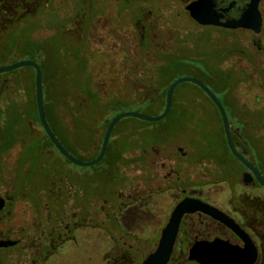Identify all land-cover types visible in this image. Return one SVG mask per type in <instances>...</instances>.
<instances>
[{
  "label": "rangeland",
  "instance_id": "obj_1",
  "mask_svg": "<svg viewBox=\"0 0 264 264\" xmlns=\"http://www.w3.org/2000/svg\"><path fill=\"white\" fill-rule=\"evenodd\" d=\"M3 1L0 5V36L11 28L13 21L18 19L16 18L19 15L15 11L16 7L20 8L22 14L48 10L46 3H39L40 0ZM80 1L87 3L86 0H54L52 2L60 24L61 22L68 24L73 21V14L68 13L73 11V6H76V11H87L86 6ZM112 1L114 0L100 3L99 6H103L102 13H99L101 16L94 15V20L90 25L83 23V27L77 33L79 37L64 38V36L72 35L71 29L76 31L74 25H68V35H66L63 26L58 27L57 30V26L52 22L49 23V19H45V14L40 15L38 25L32 33L33 39L47 43L55 37L54 34L57 30L54 42H51L52 53L49 54L44 50L38 55L31 48L34 54H31L30 49H26L18 52L19 56L22 59L37 61H40L41 58L43 60L51 58L56 66H65L69 71L71 70L70 73L73 75L78 76V73L81 72L90 79V90L93 93L97 91V95L100 97L98 107L102 104L105 105L108 97L120 95V100H122L120 109L125 112L136 111L156 116L159 113L156 108L140 104L144 98L152 94L149 82H147L149 77L146 76L153 75L156 71L150 72L151 69L164 64V59H159L157 55L163 57L165 53H183L184 42L189 45L185 50L186 53H192L193 48V54L204 53L202 43L201 48L198 45L197 36L195 37L196 29L192 25V21L187 16L178 17V13L182 9L184 10L189 0H143L141 2V5L150 6L149 8L154 11L153 20L155 18V22L151 25L152 40L143 52L136 49L138 41L133 34L134 28L131 22L134 15L131 13L120 15L121 24H118L117 13H113V9H111V5H115ZM261 9L264 11V2ZM5 11L7 13H4ZM77 16L80 19L84 17L78 12ZM86 28H88V34L85 41H82L84 37L82 32L86 31ZM206 33L210 34L211 31L207 30ZM252 37L253 35L248 32H240L237 35L238 40L245 43ZM259 37L264 38V33ZM5 38L0 37L1 46L8 43ZM27 41H31V39L25 37L23 42ZM62 42H68L65 51L60 49ZM138 53L146 55L145 58L149 57L154 60L144 62L136 67L138 63L128 59L134 58L132 55ZM80 55L83 57L79 58ZM65 58L69 59L70 64L64 61ZM83 58H85L83 60L86 62L85 66L79 64ZM14 59L12 56L2 58L0 67L11 64ZM186 59L184 58L182 62L188 64L192 70L201 68L214 72L217 68L215 60L195 61L190 55ZM223 66L227 67V63ZM26 71L30 73L31 69L26 68ZM59 72L63 71L59 70ZM173 72L174 75L169 80L194 75L193 72L186 69ZM5 75L3 74V77ZM68 82L66 79L67 86L70 85ZM190 84L184 83L178 86L180 94H188L193 87ZM69 88L71 92H78L84 87L71 84ZM198 100L204 101L201 96ZM14 101L23 107L28 104V96L23 84L17 90L12 89L11 92L5 93L0 99V104L6 111L10 103ZM191 105H194V96L189 97L188 106ZM210 112L200 121L207 129L209 127V134L205 139L212 144L214 150L226 156L229 172L238 175L242 165L226 149L221 138L217 113ZM65 120L68 125L72 126L70 116L65 117ZM160 125L133 118L122 120L120 136H117L116 139H119V149L121 148L123 152L127 153L129 159L132 160L134 157V162L127 164L124 162L118 170L115 169L118 176L113 182L99 180L100 182H96L95 186H93V182L96 168L74 166L67 163L57 153L55 155L70 168L67 169V175L61 177L58 175V167L46 162L38 163L33 168L35 171L33 176H36L33 182L30 183L26 179L25 172L29 165L23 162V157L28 148L35 144V140L42 136L40 128L32 130L24 138V141L19 140L9 151L0 153V190L9 198V206L4 218L7 220V225L11 227V235L24 237L27 245H30L32 239H35L37 240L34 243L36 246L44 245L58 249L53 260L50 259L46 264H141L156 250L161 236L160 232L168 223L176 203L175 193L163 186L165 175L171 169H161L159 164L154 163L155 158L175 155L180 147L184 148V151H198L196 147L201 141V136L194 132L195 129L187 121L178 124L175 134L170 136L158 131L161 129ZM143 126L146 127V131H142ZM70 132H72L71 138L77 141L74 144L77 145L75 147L78 152L72 151L76 157L85 161L93 158L101 145L103 130L94 133L92 141L91 133L81 127L75 131L74 128H70ZM176 139L179 141L175 142ZM163 141L166 143L159 144ZM150 146H156L154 148L156 151L152 153L151 157H148L147 164L141 169L139 154L151 150ZM158 150H162V152L158 154ZM203 155L205 152H200L192 159L200 158ZM202 165L193 164L187 167L184 175L187 174L189 179L194 178L199 181L198 178H201L202 170H207L206 167H200ZM207 165L213 169V163ZM103 167L107 168L105 165ZM84 174H86L85 178H81L78 183L77 175ZM100 178L102 179V177ZM21 187L24 189L25 195H17ZM78 187L87 188V195ZM227 190V186L222 184L205 187L191 195L198 194L202 202L219 209V207L225 208L226 206ZM252 190H254V196L257 193L264 196L263 186ZM110 193L111 197H108ZM109 198L110 201H108ZM259 251L261 258L258 264H264V249H259ZM188 254L189 249L181 247L175 249L170 264H195L196 262L188 261ZM14 262L16 264L25 263L27 259L20 254Z\"/></svg>",
  "mask_w": 264,
  "mask_h": 264
},
{
  "label": "flooded vegetation",
  "instance_id": "obj_2",
  "mask_svg": "<svg viewBox=\"0 0 264 264\" xmlns=\"http://www.w3.org/2000/svg\"><path fill=\"white\" fill-rule=\"evenodd\" d=\"M2 1L3 0H0V5L2 4ZM142 1L143 0H114L112 2L115 5H111L113 13H117L119 20L118 24H121L120 15L125 13H131L134 15L131 18V22L134 28L133 34L138 41L136 48L138 51H140L139 49L142 43L147 48L152 40L151 25L155 22V18L153 20L154 11L149 8L150 6L141 5ZM195 1L197 0H189L184 7V10L182 9V11L178 13V17L182 15L187 16V18L192 21V25L196 29L195 37L197 36L199 47L201 48L203 45L204 53L193 54L194 48L192 53H186L185 50L188 49L187 47H189V45L184 42L183 53L173 52L168 53L167 55L165 54L163 57L157 55V57L159 59H166L167 61V57L184 61V58L186 59L188 55H190L195 61L215 60L217 68L229 75L227 102H221L227 112L232 139L237 145L238 150L244 154L246 159L257 167L261 176L264 178V38L259 37L264 33V11L261 9L264 0L261 1L259 5L262 15V29L259 34L255 33L253 30L245 28L229 29L224 26L202 25L198 23L191 17L190 12L187 10V6ZM41 2L44 3V0H40L39 3ZM80 2L86 6L87 11H76V6H73V11L68 12L72 13L74 16L72 17L73 21H70L68 25H74L76 29V31L71 29L70 32L72 35H69V38L77 36L80 28L83 27V23L90 25L91 21L94 20V15L96 17L101 16L99 13H102L103 6L99 5L102 2H107V0H86L87 3ZM216 2L217 9L223 6L220 3L223 2V0H216ZM225 2L227 4L222 8V10H224L222 13V22L238 18L243 13V8L246 6V0H225ZM19 9L17 7L15 8V11L19 14L16 17L18 18L17 20L20 19L19 16L22 14ZM77 12L84 17L80 19L79 16H77ZM4 13H7V11ZM64 30L66 35H68L69 28H65ZM207 30L211 31V33L207 34ZM240 32H248L252 34L253 37L247 43L241 42L237 38V35ZM64 37L67 38L66 36ZM132 56H134V58H129L128 60L138 63L136 64V67L144 64V62L154 60L149 57L145 58L146 55L141 53ZM204 57H206V59H204ZM226 63L227 67L223 66ZM192 72L194 75L186 77H193L200 80L199 78L202 74L201 68H194ZM191 89L192 90H190L188 94L183 93L180 94V96L182 99L194 96L196 101L193 106H188V102L186 101L181 103V108L190 111H187V116L183 119L176 120L175 124L178 125L187 121L192 125L195 129L194 132L201 136V141L196 147L198 151H184V148L180 147L177 149V154L164 157L157 156L154 162L159 164V167L163 170L168 168L171 169V171L165 175V184L163 185L175 193L176 203L171 211L169 220L175 207L186 198L201 200V197L198 196V194H195L194 196L191 194L197 193L205 187L219 186L223 184L226 185L228 189L225 196L227 203L225 208L219 207L220 211L232 218L236 224L251 237L258 251L259 249H264V196L259 193L254 196V190H252L261 185L256 179L254 186H248L245 183L244 176L246 173H250V171L235 157L234 158L242 165V168H240L241 172L238 175L229 172L227 169L229 164L227 163L226 156L223 153L220 154L214 150L212 144L205 139L207 134H209V127L208 129L205 128L203 131L198 128V126L201 125L199 119L204 115V112L201 109L204 108L215 111L219 120V126L221 125L220 123H222L223 127L221 114L214 103L213 106L210 102H206L205 100L201 102L198 100L200 96L203 97L198 89L194 87H191ZM176 141L179 140L176 139L175 142ZM155 147L156 146L151 147V150L142 153L146 154L147 162L148 157H151L152 153H155ZM161 152L162 150H158V154ZM200 152H205V155L197 159H192L193 156L200 154ZM139 157H141V154H139ZM208 163H213V169H210L207 165ZM193 164H197V166L206 164L200 166L206 167L207 170H202L201 178H198L199 181H196L194 178L189 179L187 174L186 176L184 175L186 168ZM155 173L157 175L156 171ZM0 196L6 200L5 207L0 212V241L15 242V245L0 247V264H16L14 260L20 254L27 259V262L20 264H46L50 259L53 260L58 249L44 245L36 246L34 245V243L37 242L35 239H32V243L27 245L24 237H15L11 235V227L7 225V220L4 218L8 210L9 198L2 194L1 190ZM160 233H162V231ZM216 239L229 242L242 249L245 247L244 241L226 224L204 213L187 214L182 220L175 249L180 247L182 249H191L197 241L212 242ZM260 258L261 252L259 251L258 260L255 264L259 263Z\"/></svg>",
  "mask_w": 264,
  "mask_h": 264
},
{
  "label": "trees",
  "instance_id": "obj_3",
  "mask_svg": "<svg viewBox=\"0 0 264 264\" xmlns=\"http://www.w3.org/2000/svg\"><path fill=\"white\" fill-rule=\"evenodd\" d=\"M44 1H45L44 3H46V6H48L47 11L45 10L42 12V10H39L34 13L27 12L26 14L25 13L20 14L19 16L20 19L13 21L11 28L7 31H4L1 34L0 37H2V39L3 37H6L5 39H7L8 43L2 46L0 43V60L2 58H8L12 56L15 58L12 63H15L20 60H33L40 65L43 73L44 103H45V110H46L48 122L52 130L56 134L57 138L61 141V143L69 150L70 153L75 155L72 151L74 150L78 152L75 147L77 145L74 144L77 141H74L75 139L71 138L70 134L72 132H70V128L71 129L74 128V131L79 129L80 127L83 128L84 130H88V132L91 133L90 135L92 141L94 133H96L98 130H103V137H104L107 126L112 121V119L118 114L125 112V110L120 109V102H122V100H120V95H114L108 97L105 105L102 104L100 105V107H98L100 97L99 95H97V91L96 93H93L90 90L89 88L90 79H88L81 72L78 73L79 74L78 76L73 75L72 73H70L71 70L69 71L67 68H65V66L63 65H60L59 67L56 66L55 63L51 61V58H46L44 60L41 58L39 59L40 61H37L34 59H22L21 56H19L18 52L26 49L31 50V48L38 55L41 51L44 50H46L47 53L51 54L52 53L51 42L52 41L54 42V39L58 33L57 31L58 27L63 26L64 29L68 28L67 23L61 22L60 24V21L55 14V10L52 6V2L54 0H44ZM42 14L43 15L45 14L44 16L46 20L49 19L48 21L49 23L52 22L53 25L57 26L56 27L57 30L54 34L55 37L52 38V40H50L47 43L34 40L32 34L35 31L36 26L38 25V18ZM33 19L35 22L33 21ZM87 31L88 28H86V31L82 32V34H84L82 41H85L86 36L88 34ZM25 37L30 38L31 41H27L26 43H24L23 40ZM67 44L68 42H64V43L62 42V45H60L61 51L66 50V48L68 47ZM145 49L146 47L142 43L139 49L140 52H143ZM33 51L31 50V54L32 53L34 54ZM84 51L85 48L83 52ZM165 54L167 55L168 53ZM38 57L40 58V56ZM78 57L82 58L83 56L80 55ZM167 58L168 61L164 59L163 65L158 66L155 69H151L150 72L156 71L153 75L146 76L149 77V80L147 82H149L150 85L149 88L151 91L150 93L152 94L144 98L143 102L140 104V105L148 106L150 108H156L159 112L158 115L162 113L165 108L166 94L169 87L173 82L176 81V80H169L174 75L173 71L179 69H186L192 72V69L190 68V66H188V64L186 65V63L180 60H175L169 57ZM84 59L85 58H83L79 62V64L85 66L86 62H83ZM64 61H67V63L70 64L68 58H65ZM27 68L31 69L30 73L26 71V68H23L13 71L11 73H6V75L4 74L5 75L4 77L3 74L0 75V99L3 98L5 93L11 92L12 89L17 90L18 88H20L22 84L28 96V101H27L28 104L25 107L19 105V103L14 101L11 102L8 109L4 111L0 104V112H1L0 153H5L9 151L19 140L24 141V138L27 137L32 130H36L37 128H40V130L42 131V136L35 140V144L28 148L25 156L23 157V162L29 165L28 170L25 172L26 174L25 176L26 179L31 183L36 177L33 176L35 174L33 168L38 163L44 164L46 162H49L54 164L55 166L58 167V175H60L61 177L67 175L68 173L67 169L70 168L65 162L61 161V159H59L57 155L59 154L67 163L70 164L72 163L69 162L56 149V147L53 145V143L45 133L40 123L37 105H36V96H35V70L31 67H27ZM59 70H62L63 72H59ZM201 70H202V74L199 79L203 81L218 96L220 101L226 103L227 95H228L227 92L229 90L228 89L229 75L223 72L222 70H220L219 68H216L214 72L213 71L209 72L208 69L206 71L203 69ZM66 79H68L69 81L68 84L83 85L85 89L83 88L81 91L78 92L75 91L71 92L69 88L70 85L67 86V84L65 83ZM190 85L198 89L201 95L203 96L204 100L206 102H210L214 106L213 102L204 93L202 89H200L199 87L193 84ZM184 101L188 102L189 97L182 99V97L180 96V92L177 88L173 98V105L171 112L169 113L166 119L158 122L159 124H161L160 125L161 129H159L158 131H161V133H167L168 136L175 134L174 132L177 127V125L175 124L176 120L183 119L185 116H187L186 115L187 111H190L188 109L181 108V103ZM195 101L196 100L194 99V102ZM201 110L204 112V115L202 117H204L207 114H210L211 113L210 111H213L204 108ZM68 116L71 117V121L73 123L72 126L68 125V123L65 120V117ZM201 118L199 119L200 121ZM220 124H221L220 125L221 138L226 146V149L231 154V151L229 150V147L227 145L222 123ZM140 127L142 128L141 125ZM198 128H200V130L203 131L207 127L203 126L201 123V125H199ZM146 130H147L146 127L143 126L142 131H146ZM117 136H120V123L114 129L107 150V154L104 160L101 163L92 166L93 168L97 169L94 173L95 178H94L93 186H95L96 182H100L99 180H101V182L103 181L113 182L114 180L117 179L118 176L116 174L115 169L118 170L119 166L121 167L124 162H126V164L134 162L133 160L134 157H132V160L129 159L127 153L123 152L121 148L119 149V144H118L119 139H116ZM167 142H171V141H167ZM163 143L166 142L163 141L162 143L159 144H163ZM151 147L152 146H150V148ZM100 148L101 145L98 148L96 154L90 160H93L97 157ZM55 153H57V155H55ZM54 155L56 156V158ZM146 159H147L146 154H141V157L139 159L142 165V167H140L141 169H143L144 165L147 164ZM104 165L107 166V168L103 167ZM85 176L86 174L82 176L77 175L78 183L80 182V179L85 178ZM100 177H102V179ZM79 190L85 192V194L88 191L87 188H83V187L82 188L80 187ZM19 194L20 195L26 194L22 187L21 189H19L17 195ZM110 195L111 193L109 194V196L108 195L107 196L111 197ZM108 201H110V198Z\"/></svg>",
  "mask_w": 264,
  "mask_h": 264
},
{
  "label": "water",
  "instance_id": "obj_4",
  "mask_svg": "<svg viewBox=\"0 0 264 264\" xmlns=\"http://www.w3.org/2000/svg\"><path fill=\"white\" fill-rule=\"evenodd\" d=\"M261 1L263 0H246V6L243 8V13L238 18L229 19L226 22L221 21L223 19L222 13L224 12L222 8L227 4L225 0L220 2L224 7L221 6L219 9H217L216 0H197L188 5L187 10L190 12L191 17L202 25L224 26L229 29L245 28L253 30L255 33L259 34L262 29V15L259 9ZM27 67H31L35 70V96L40 123L56 149L75 166L86 168L101 163L107 154L114 129L122 120L126 118H135L149 123H158L166 119L171 112L173 98L177 87L184 83H192L200 87V89L204 91L218 108L223 122L227 145L231 154L250 171V173H246L244 176L245 183L248 186H254L256 179V181L264 187V178L261 176L259 170L238 150L237 145L232 139L230 123L222 102L202 81L193 77H181L173 82L166 94L165 108L159 115L152 116L140 112L128 111L115 116L107 126L97 157L93 160L84 161L69 152V150L57 138L48 122L44 103L43 73L40 65L33 60H20L12 64L1 66L0 75ZM5 204L6 200L0 196V212L4 209ZM192 213H204L226 224L244 241L245 247L242 249L220 239H216L212 242L197 241L192 248L189 249L188 261L196 262L197 264H255L257 262L259 251L255 243L232 218L201 200L186 198L180 202L172 212L169 222L162 230L156 250L144 259L141 264H170L182 220L185 215ZM12 245H15V242L0 241V247H8Z\"/></svg>",
  "mask_w": 264,
  "mask_h": 264
}]
</instances>
